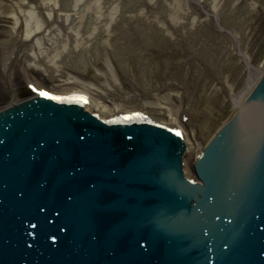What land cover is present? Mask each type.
<instances>
[{
	"label": "water",
	"instance_id": "95a60500",
	"mask_svg": "<svg viewBox=\"0 0 264 264\" xmlns=\"http://www.w3.org/2000/svg\"><path fill=\"white\" fill-rule=\"evenodd\" d=\"M237 123L201 186L165 128L46 100L1 114L0 264H264V79Z\"/></svg>",
	"mask_w": 264,
	"mask_h": 264
},
{
	"label": "bare ground",
	"instance_id": "6f19581e",
	"mask_svg": "<svg viewBox=\"0 0 264 264\" xmlns=\"http://www.w3.org/2000/svg\"><path fill=\"white\" fill-rule=\"evenodd\" d=\"M124 1L2 0L0 16L9 11L10 15L6 17L13 16L16 27L20 29L11 32L10 46L4 48L5 51L0 50V54H4L7 61V54L15 51L18 52L17 58L19 53L30 58L34 64H30L28 68L41 70L58 82L54 85L60 90L57 93L68 94L65 92L74 89L87 93L89 101L85 109L90 110L96 105L99 108L97 110L107 114L105 118L145 108L144 113L149 117L151 115L153 119L166 125L181 128L187 144V156L198 154V151L214 141L229 121L245 109L248 101L255 95L264 78L263 39L262 42L259 40L252 43L254 32L252 29L249 31V27L245 28L246 21L242 23V30L234 28V24L228 21L231 10L225 9L228 7V0H131L134 1V7L141 6L138 9L135 7V10L129 9L128 12L121 9ZM191 4L192 8H189ZM156 5H169L168 10L175 12L172 17L166 18L165 25L147 14V10L149 12ZM254 6L256 5L252 6L253 9ZM143 19L148 23L144 25L141 22ZM125 22L147 31L149 36L147 33L143 36L146 42L156 38L169 42L162 45V50H167L166 53L172 54L174 50L186 53L177 54L174 60L180 58L181 64L178 67L183 76L191 70L197 74V80L202 86L198 101L204 109L210 107L197 115L200 123L196 128L190 127L191 133L188 132L189 124L178 119L180 104H174L171 99L166 102L169 100L167 94H158L155 90L157 92L150 96H135L132 101L134 93H127L119 86L122 77L118 75L117 63L128 66V61L121 56V52L128 46V43L124 44L125 38L121 34L123 31H120L125 28ZM216 26L222 31V43L219 44L216 40L219 39V34L214 30ZM150 31L157 35H151ZM256 44L263 46L258 50ZM128 53L138 56L136 51ZM193 53L197 60L189 58ZM216 58H219L221 66ZM113 60H116L114 66ZM226 67L229 70L223 74ZM0 69L9 82L13 67L5 61L0 64ZM85 72L87 75H84ZM178 82L186 83L182 77ZM122 94L125 95V103L114 101L113 96L122 97ZM110 100L114 101L113 108L100 105L101 101ZM15 102L13 100L11 104ZM94 111L96 109L92 110ZM165 112L167 116L164 115ZM162 115L166 118L161 117ZM191 120H194L193 114Z\"/></svg>",
	"mask_w": 264,
	"mask_h": 264
},
{
	"label": "rangeland",
	"instance_id": "374dc122",
	"mask_svg": "<svg viewBox=\"0 0 264 264\" xmlns=\"http://www.w3.org/2000/svg\"><path fill=\"white\" fill-rule=\"evenodd\" d=\"M1 1L2 0H0V2ZM232 1L234 0H228L226 2L228 4V7H225V9H227L228 11L231 10V12L229 13L228 21L234 24V28H237V30H242V28H244V25L242 23L243 21H246L245 23H247V25L245 24V28L249 27V31H251L252 29V32H254V37L252 36L254 40L252 41V43L258 42L259 40H261L262 42L263 39L262 43L264 44V0H248V2L245 0H236L233 4ZM132 3H134V1L125 0L123 3L124 5H121L122 11L128 12L129 9L135 10V7H137L138 9V7L141 6L135 5L134 7ZM227 4L224 3V5ZM253 5H256L254 6L255 9H253ZM176 6L185 7V5ZM168 7L169 5H156L153 8L151 7L152 9H149V12L147 10V14L148 16L152 15V17L156 18L160 23L162 22L165 25V23L167 22L166 18L168 19L169 17H172V14L175 13L171 10L169 11ZM189 8H192V4L189 6ZM3 13L5 15L1 14L0 16V50H4V48H8L10 46V39L12 38L11 32L19 31L20 29H17L16 26L14 27V25H16V20H14L13 16H10L11 19L5 17L2 18V16H8L9 11ZM220 20L223 21L221 18ZM141 22H143L144 25L148 23V21L146 22L145 19H143V21L141 20ZM138 28L139 26L137 25H129L127 22H125V28L120 30L123 31V33L121 34L125 38L124 44L128 43V46H126L127 49L121 52V56H123V58L125 57V59L128 61V66H120V64L117 63V68H119L118 75H120L119 77H122V82H119V86H121L127 93H134V96L133 94L130 95L133 96L132 101L135 99V96H137L138 98L145 97L147 95L150 96V94H153L157 91L158 94H167L169 100H167L166 102H170L171 99V102H173L174 104H180L179 112L183 111V114L185 115L184 123L186 125L189 124L188 132L191 133L190 127L194 126V128H196L197 124L200 123V120L196 118L197 115H200L201 111L206 112V110H209L210 108L209 106L205 109L204 107H200V103L198 100H200L199 96L202 91V86L200 84V81L197 80V74L194 73L193 70H191L187 75L185 74L183 76L178 67L181 64L179 60L180 58L177 61L174 60V58L177 56V54L186 55V53L175 52V50L174 52H172V54H170V52L166 53L167 50H162V45L164 43L169 44V42H164L162 39L157 38L153 41L146 42L143 39V36H145V33H147L148 35V32L142 31V29ZM214 30L219 34V39H216L218 40L217 43H222V39L220 38V36H222L221 28L216 26L214 27ZM150 34L157 35L152 31H150ZM256 45H258V50L260 49V46H263L261 44ZM258 50L256 49V51ZM132 51H136L138 53V56H134V54L128 53H132ZM15 53L16 51L7 54V56L9 57L8 61L7 58H4V54H0V64L6 61L14 69L12 71L11 79L9 82L7 77H3L4 75H2V70L0 69V108L9 105V103L13 99V94H15V97H17V99H21L25 90H27L28 93H31L30 89L27 87V83L29 81L35 82L40 86H46L58 90L54 86L58 82L54 81V79L52 78H49L45 73H42L41 70L36 71L35 69L28 68V66L30 64L33 65L34 62L32 61V63L31 59L26 58L25 55H19L20 57H18V59L17 57H15ZM254 56L256 57L257 53H255ZM190 57L194 58V60H197L194 53L190 55L189 58ZM12 58H15L14 61H12ZM114 61L116 60H113V66L115 65ZM216 61H218L219 65L221 66L219 58H216ZM203 65H205V63ZM2 68L4 69V67ZM7 70H10V68H7ZM228 70L229 69L227 67L224 68V70L222 71L223 74H225V72H228ZM86 73L87 72H85L84 75H87ZM33 77H36L38 79ZM181 77L186 83L180 84L178 82ZM123 78H125L126 80H124ZM41 80H43L45 84ZM184 85H186V87ZM103 96L107 98L106 95ZM124 96L125 95L123 94L122 97L115 95L113 96V98L116 102L125 103L126 99L124 98ZM114 101H101L102 103L100 105L107 106L108 109H111L113 108ZM95 109L96 111L94 112L99 113L102 118H105L107 116L106 113L97 110L99 108H97L96 105H94L93 108H90V111ZM143 110L146 109L144 108ZM192 110L193 112L191 113ZM188 111H190V113L194 115V120H191V114L188 113ZM174 112L176 111L174 110ZM179 112L177 113L178 115ZM164 115L167 116L168 114H166L165 112ZM181 115H179V117ZM166 116L162 115L163 118H166ZM195 157L196 153H193L191 156H187L185 161L186 172L191 176H193L192 164L195 160Z\"/></svg>",
	"mask_w": 264,
	"mask_h": 264
},
{
	"label": "snow or ice",
	"instance_id": "6c2138e0",
	"mask_svg": "<svg viewBox=\"0 0 264 264\" xmlns=\"http://www.w3.org/2000/svg\"><path fill=\"white\" fill-rule=\"evenodd\" d=\"M40 95L45 96V97L50 98V99H60L59 97H56V96L50 95L48 92H43V91H42V92H40ZM80 99H81V100H85V102H86V98L81 97ZM126 119H131V117H126ZM177 135H180V133L177 132Z\"/></svg>",
	"mask_w": 264,
	"mask_h": 264
}]
</instances>
